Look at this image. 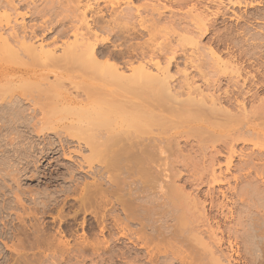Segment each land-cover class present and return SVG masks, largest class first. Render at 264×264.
Listing matches in <instances>:
<instances>
[{
  "label": "bare ground",
  "instance_id": "6f19581e",
  "mask_svg": "<svg viewBox=\"0 0 264 264\" xmlns=\"http://www.w3.org/2000/svg\"><path fill=\"white\" fill-rule=\"evenodd\" d=\"M255 3L194 0L203 9L190 17L189 0H0V264L140 255L109 249L113 235L154 243V263L160 241L172 240L164 250L181 264H224L222 245L236 256L264 250V205L252 202L264 201V73L244 50H187L211 33L230 41L209 16L238 22L232 7ZM191 140L193 157L182 151Z\"/></svg>",
  "mask_w": 264,
  "mask_h": 264
},
{
  "label": "rangeland",
  "instance_id": "374dc122",
  "mask_svg": "<svg viewBox=\"0 0 264 264\" xmlns=\"http://www.w3.org/2000/svg\"><path fill=\"white\" fill-rule=\"evenodd\" d=\"M136 1V0H135ZM192 1H194V0H189V9L191 8V6H190V4L192 3ZM215 1V0H214ZM248 1V0H247ZM257 3H255L253 6H233L232 8H233V10H234V12L236 13V14H239V15H244L243 16V18L241 19V20H239L238 22L236 21V20H234V19H230V18H228L227 16H223V15H221V14H218V15H216V16H209V17H211L213 20H214V25H216L215 27H217V28H215V31L218 29V31H217V33L221 36V37H229L231 40L230 41H228V40H225L221 45H216L214 42H212V40L210 41L209 40V37H211V36H213V34L211 33V34H209V35H207L206 37H200V38H197V34H195L196 36V40H198L197 41V45L195 46V45H191L190 43H189V48L187 49V50H189V52H191L195 47H197L198 46V48H199V50H202V52L204 51V52H206L207 51V46H210L211 48H215V50L218 52L219 51V53H222L223 54V56H225L227 53V47H229L230 49H231V47H232V49L233 50H244V51H246L247 52V57H249L251 54H255L254 56V58H255V60H254V62L252 63V65H253V67H251L253 70L252 71H254L255 69H257V68H259V67H261L260 69H259V75L263 72L264 73V16L262 17L261 15H263L262 13L264 12V0H255ZM261 2V3H260ZM136 3H139V2H136ZM205 4V3H204ZM123 6V5H122ZM213 6V7H212ZM198 7H200V9H198V11H201L203 8H202V6L200 5V6H198ZM185 8L186 7H184L183 8V10L184 11H186L185 10ZM202 8V9H201ZM216 9V7L214 6V3L212 4H210V8H209V10L208 11H206V13H207V15L209 14V13H212L213 12V10H215ZM183 10H179L178 12L179 13H183ZM192 10V11H191ZM263 10V11H262ZM198 11H194L193 9H190L189 10V16L191 17V15H194L195 14V12H198ZM212 11V12H211ZM261 11V12H260ZM229 13L227 14L228 16H230V15H232L233 13H231V11H228ZM260 12V13H259ZM256 16H260V17H262V18H259V19H253V18H250V15H253V14ZM257 13V14H256ZM246 16L249 18H247V19H245L246 18ZM227 17V18H226ZM245 17V18H244ZM244 19V20H243ZM189 21H190V19H189ZM248 21V22H247ZM261 22V23H260ZM190 23V22H189ZM234 25V26H233ZM238 26V27H237ZM248 26V27H247ZM261 27V28H260ZM211 28V27H210ZM213 28V27H212ZM211 28V29H212ZM248 28V29H247ZM263 28V29H262ZM238 29V30H237ZM246 32H245V31ZM263 31V32H262ZM249 33V34H248ZM194 34H192V35H194ZM233 34V35H232ZM238 38V39H237ZM251 38H252V40H251ZM159 41H160V43L163 41L164 42V40H163V37H159ZM251 41V42H250ZM118 42H120V41H118ZM116 43H117V41H116ZM113 44H115V42H113V43H111V45H113ZM110 44H109V47H111L112 48V46H111ZM204 48H203V47ZM207 47V48H206ZM236 47V48H235ZM199 50H197V51H199ZM224 52V53H223ZM250 53V54H249ZM259 53V54H258ZM259 56H260V58H259ZM256 58H258V59H256ZM253 59V58H252ZM178 63L177 64H175V66H173L172 68H171V73L172 74H175V77L177 78V76H179L180 74L182 75V73H179L177 70H180L181 71V69H182V67H183V64H182V60L179 58L178 59ZM262 61H263V64H262ZM251 60H249V61H245V64L246 65H250L251 63ZM257 62V63H256ZM244 64V63H243ZM244 64V65H245ZM257 64V65H256ZM245 65V66H246ZM263 66V67H262ZM250 68V67H249ZM189 70H191L192 72H193V69L192 68H188L187 69V71H188V73H189ZM262 71V72H261ZM179 74H178V73ZM181 77V76H180ZM261 77V76H260ZM179 78V77H178ZM263 78H264V75H263ZM200 80V79H199ZM199 80H197L199 83L201 82V81H199ZM263 82H264V79L262 80ZM25 84V83H24ZM23 84V85H24ZM26 85H28V84H26ZM23 88H25L24 86H23ZM26 91L27 92H29V93H31V95H33V96H35V95H37V94H39L38 92H39V90L36 88V87H34V86H31V85H28L27 87H26ZM261 93V94H260ZM35 94V95H34ZM41 94H42V92H41ZM259 97L261 98V96H264V88L261 90V92L259 91ZM261 95V96H260ZM257 97H258V95H257ZM259 97H258V99H259ZM264 98V97H263ZM257 99V100H258ZM256 100V99H255ZM184 125H186V124H182V125H179V127H184L185 128V126ZM187 126V125H186ZM195 126V125H194ZM191 127H193V125L191 126V125H188L186 128H188V129H190ZM195 128V127H194ZM192 129V128H191ZM193 130V129H192ZM254 139L253 140H256L255 139V137H253ZM252 140V141H253ZM258 142L260 141V142H262L263 144H264V139H262V140H257ZM191 143H189V144H191L192 145V147L193 148H191L190 149V146L189 145H187V146H185L186 148H184V150H182V151H184L183 152V154L185 155V156H187V155H189L190 156V154H191V156L190 157H193L192 156V154L193 155H195L196 154V152H195V149H196V144H195V142H193L192 140L190 141ZM181 145L183 144L182 142L180 143ZM253 143L252 142H249L248 144H246L245 145V143L243 144V142H239L238 144H237V148L236 149H244L245 151H247V150H252V148H253V150H256V148H254L253 147V145H252ZM195 152V153H194ZM187 153V154H186ZM189 153V154H188ZM240 158H239V156L237 157H234L233 158V161H234V163H236L238 160H239ZM47 161H49V159H46V160H44L42 163H43V165H45V164H47ZM193 161H195V160H193ZM222 163L224 162V160H222V158H221V160H220ZM65 163L66 162V160H64V159H62V158H58L57 160H54V161H50V163H49V169H51L52 171H54V172H52V177H53V175L55 176V172H59V170L60 171H62V163ZM182 162V161H181ZM184 162L185 161H183V164H184ZM174 163H176V162H174ZM179 163V164H178ZM191 163V162H190ZM189 163V164H190ZM59 165H60V167H59ZM176 165L177 166H179V167H181L182 166V163L180 164V162H177L176 163ZM189 167H191V165H189ZM181 168H183L182 170L183 171H185L184 169L186 168V166L184 167V165H183V167H181ZM180 168V169H181ZM187 169V168H186ZM190 169V168H189ZM190 171V170H189ZM236 173L237 174H239V175H241V173H238L237 171H236ZM186 176L188 177V175H187V173H186V175H185V177L184 178H186ZM251 177H253V174H251V176H247L246 178H248V179H246V178H244V179H240V184L239 185H242L241 184V182L243 183V185H245V183L246 184H248L247 182H250L251 180H249ZM246 179V180H245ZM255 179V178H254ZM244 180V181H243ZM43 181H44V179H43ZM247 181V182H246ZM180 182V183H179ZM232 183L234 182L233 180L231 181ZM252 182V181H251ZM253 182H255V181H253ZM259 182V181H258ZM37 183H38V181L37 180H34V181H32L31 183H30V186H32V187H37L38 185H37ZM51 183H56L54 180H52L51 181ZM177 183H179L180 185L179 186H182V185H184V179H182L181 181H177ZM259 183H262V182H259ZM258 183V184H259ZM54 184H51L52 185V187L50 186V188H53V185ZM250 184V183H249ZM263 184V185H262ZM261 185H262V188H264V183H262ZM260 184H259V189L261 188L260 186H261ZM42 186V185H41ZM190 188V189H189ZM203 189H205L204 187H203ZM190 190V191H189ZM261 190H263V189H261ZM186 191H188V192H190V194H191V196L193 195H195V193L197 192V190H196V188H195V186L194 185H191V187L190 186H187L186 187ZM193 191V192H192ZM229 196H231L232 197V195L231 194H229ZM234 197H236V196H233V198ZM235 199V198H234ZM72 201V200H71ZM253 203H255L256 204V202H257V204H262V205H264V201L262 200H258V201H252ZM261 202V203H260ZM242 203H239L238 205H237V209H242L243 207L245 208V206L247 207V205H245V204H243V205H241ZM252 204V203H251ZM248 208V207H247ZM246 208V209H247ZM252 209H254V208H252ZM88 215V216H87ZM86 215V217H91L89 214H87ZM92 218V217H91ZM47 220H51V218L49 217V219H48V217L46 218ZM78 221V222H77ZM80 221H81V217H78L77 219H76V224L75 225H78L79 223H80ZM69 222H71V220L69 221ZM75 223V222H74ZM226 224H229V222L228 221H226ZM232 224V223H231ZM81 230H80V228H79V230L77 231V233H76V235L77 234H80L81 232H80ZM80 232V233H79ZM75 235V236H76ZM91 235V236H90ZM89 236H90V238H89V240H95L96 239V235L97 234H90ZM73 237L74 239L76 238V239H78L79 237H78V235L76 236V237ZM80 236V235H79ZM114 237H115V235H113ZM255 237L252 239V240H254L255 241V239H259L258 237H256L257 235H254ZM92 237V238H91ZM114 237H108V245H110L109 246V249L110 248H113V249H111V250H113V251H117L118 249L120 250H129V249H131V247H133V249H135V250H138V252H139V254L141 255V257H140V255H137L136 257L137 258H132L131 259V257H133V256H135L134 254L133 255H131V257H130V259H129V257L126 259L125 258V260L123 259V258H120L119 259V257H116V256H110L111 258H113V260L111 259V258H109V257H107V256H94V258H89V259H86V260H84V261H82V263L83 264H111L114 260H115V262H113V264H127L128 262H134L135 264H181V262L178 260V259H175L173 256H171V254H170V252H168V250L166 249V251L164 250V247L166 248V246H168L169 244H171V242H172V240H170L169 242V244L166 242V241H160V242H158V244H159V248L158 249H156L155 248V252L156 253H154L153 252V255H156V261H157V263H154V262H151L150 260H148L149 258H148V256H147V254H146V250H147V246H145V245H141L140 247L139 246H135L136 244H133V243H131L130 241H128V240H126V239H120L119 241L118 240H116V237L114 238ZM69 238H71V237H69ZM72 238V239H73ZM94 238V239H93ZM71 239V240H72ZM79 240H80V238H79ZM165 242L168 244H165ZM174 242H176V241H174ZM113 243V244H112ZM162 243V244H161ZM174 243H172L171 245H173ZM176 244H177V242H176ZM242 244V243H241ZM155 244L154 243H151L150 242V244H149V248L148 249H152V247L154 246ZM175 245V244H174ZM178 246H179V243L177 244ZM176 245V246H177ZM125 246V247H124ZM145 246V247H144ZM156 246V245H155ZM128 247H129V249H128ZM136 247V248H135ZM139 247V249H137ZM163 247V248H162ZM234 248L233 249H235V246H233ZM260 247V246H259ZM241 248H242V246H241ZM133 249H131V250H133ZM145 249V250H144ZM159 249H162V251L161 250H159ZM220 249H221V252H219L220 253V255H219V253L217 252V255L220 257V258H222V259H220V260H222L221 262H224V264H264V250H263V248L261 249V251H260V249L256 246V252L255 251H253L252 250V253H251V255L249 256V254H245L244 252H242V254H241V256H236V255H234V253H233V249L232 248H230V247H228L227 245H222V246H220ZM220 249H219V251H220ZM227 249V250H226ZM118 250V251H119ZM157 250H159V251H157ZM232 250V251H231ZM262 250H263V252H262ZM243 251V250H242ZM158 252H160L159 254H158ZM168 252V253H167ZM224 252V253H223ZM232 252V253H231ZM165 253H167V254H165ZM227 253V254H226ZM146 254V255H145ZM165 254V255H164ZM221 254H222V256H221ZM226 254V255H225ZM243 254H245L246 255V257H245V255L244 256H242ZM167 255V256H166ZM140 258H139V257ZM104 257V258H103ZM157 257H159V258H157ZM228 258L229 260H227L226 258ZM231 257V258H230ZM88 258V257H87ZM254 258V259H253ZM99 259V260H98ZM109 259H111V260H109ZM128 259H129V261H128ZM136 259V260H135ZM137 259H138V261H137ZM159 261H158V260ZM162 259V260H161ZM128 261V262H126L125 263V261ZM132 260V261H131ZM188 260V259H187ZM186 260V262L185 263H187V264H189V261H187ZM69 261H71V262H69ZM72 261H74V259L72 260H68V261H66V262H64V264H70V263H72ZM175 261V262H174ZM230 261V262H229ZM94 262V263H93ZM151 262V263H150ZM159 262V263H158ZM229 262V263H228ZM74 264H75V261L73 262ZM81 263V261L79 262H76V264H80ZM81 263V264H82ZM129 263V264H130ZM133 263V264H134ZM63 264V263H62Z\"/></svg>",
  "mask_w": 264,
  "mask_h": 264
}]
</instances>
